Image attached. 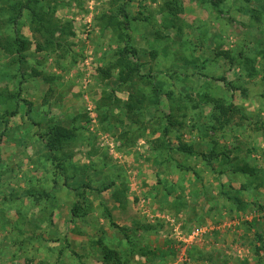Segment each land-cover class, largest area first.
<instances>
[{"label":"rangeland","instance_id":"1","mask_svg":"<svg viewBox=\"0 0 264 264\" xmlns=\"http://www.w3.org/2000/svg\"><path fill=\"white\" fill-rule=\"evenodd\" d=\"M24 1L0 0V40ZM37 1L71 25L70 51L46 48L28 11L22 64L0 49V89L32 103L0 140V264H264V0H129L143 76L126 83L106 22L122 0ZM52 121L74 129L55 160L41 139ZM244 163L254 176L231 171Z\"/></svg>","mask_w":264,"mask_h":264},{"label":"trees","instance_id":"2","mask_svg":"<svg viewBox=\"0 0 264 264\" xmlns=\"http://www.w3.org/2000/svg\"><path fill=\"white\" fill-rule=\"evenodd\" d=\"M128 1L129 0H122L121 5L117 9V14L107 16L108 18L106 20L107 24L112 26L114 30L118 31V38L120 43L122 44L117 51V57L119 60L120 67L118 78L119 81L122 83H126L128 80L132 79L135 76H143L140 74L141 70L139 60L136 58L135 61H132V58L137 56V50L133 46L131 47L130 21L132 18L130 16L129 11L127 10V4L129 3ZM38 2L39 1L37 0H26L24 2H21L20 4L13 5L12 9L17 12L16 16L11 20V24L14 27L15 34L14 36H4L3 39L0 40V49L8 55L15 56L16 61H18L20 64H22V61L25 58L24 51L30 45V41H28V39L24 36H21L17 30L24 11H28L31 13V22L34 24L33 29L41 34L46 44V48H51L52 50L58 51L64 50V52L70 51L68 47L67 35L71 34V25L68 22L62 23L57 18H54L52 15L53 12L48 11L41 4L38 5ZM171 3L172 2H166V5L164 4V8H162L161 10L162 12H166L168 15L172 16L174 14L176 15V12L175 9L172 8ZM171 16H169V18L164 17V21L166 22V28L174 26L175 20L173 18H170ZM37 46L39 49L43 48L40 43H38ZM222 53L223 52H221V54ZM226 57L229 58L228 56ZM101 71L105 78L110 77L111 73L108 68H101ZM21 75H23V72H21ZM219 79L225 81V77H220ZM154 92L155 101H158L157 87H154ZM204 97L212 101L215 107L223 114L228 113L230 109V111L233 112L240 111V109L234 106L233 104H230L228 107H225L220 99L211 97L208 94H204ZM22 102H24V100L21 97V88H19L18 91L13 95H11L10 93H6L2 89H0V105H4V108L2 110L3 119L1 121L3 129L0 132V140L3 138L6 131L8 130V123L10 118L18 113L20 104ZM24 103L26 104V118L31 119L30 111L32 103L29 101H26ZM132 107L133 105H128L129 109H132ZM242 117H245V115L242 114ZM216 119L220 122V119L218 117ZM259 123L260 124L256 126L257 129L264 130V121H261ZM34 124L38 125L37 123ZM73 137L74 129L67 127L58 121L50 122L47 125L46 133L44 135H41L42 141L44 142L48 151L52 154L54 160L56 159L54 152L63 150L65 144L68 143L71 139H73ZM176 149L183 153H188L191 155H200L204 161L208 162L210 161V159L218 157V155L225 154L224 151H216V148H214L215 150L212 149L210 152L207 153L198 152L194 150L191 145H186L184 147L178 146ZM56 165L59 168L61 164L57 163ZM231 166L232 172H238L240 174L249 173L253 176L256 174L255 169L246 165V163H244V165L231 164ZM96 192L99 194V191L96 190ZM227 196L228 199L231 200L234 205L244 204L239 196H229L228 194ZM77 206L78 203L76 202L71 208V213L75 212ZM105 211L110 219V225L117 227L121 231H124L123 228H121L118 224L112 221L111 213L107 209ZM103 257L105 260H111L113 258L116 260L118 259L119 254L113 249L104 247ZM217 261L215 262L216 264H218ZM219 264H225V262L220 261Z\"/></svg>","mask_w":264,"mask_h":264}]
</instances>
